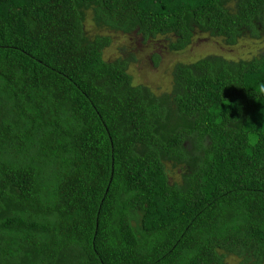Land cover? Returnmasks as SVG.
Wrapping results in <instances>:
<instances>
[{
    "label": "trees",
    "instance_id": "1",
    "mask_svg": "<svg viewBox=\"0 0 264 264\" xmlns=\"http://www.w3.org/2000/svg\"><path fill=\"white\" fill-rule=\"evenodd\" d=\"M106 31L233 46L264 0H0V264H264V54L156 95Z\"/></svg>",
    "mask_w": 264,
    "mask_h": 264
},
{
    "label": "rangeland",
    "instance_id": "2",
    "mask_svg": "<svg viewBox=\"0 0 264 264\" xmlns=\"http://www.w3.org/2000/svg\"><path fill=\"white\" fill-rule=\"evenodd\" d=\"M85 29L89 35L98 32L90 21L86 22ZM106 34L111 36L112 42L103 53L104 59L114 60L123 57L126 52L133 55L134 59L128 69L133 83L148 86L156 95L170 90L172 71L176 64H190L211 54L231 60L250 59L264 54V39L243 38L233 46H226L220 38L196 34L186 49L171 52L168 49V39L164 37L143 40L135 34L124 35L108 31ZM167 176L170 183L176 182L180 178V171L167 166Z\"/></svg>",
    "mask_w": 264,
    "mask_h": 264
}]
</instances>
